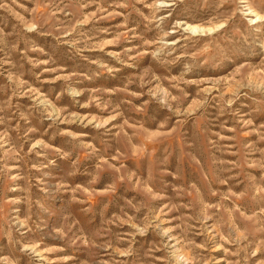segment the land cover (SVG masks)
I'll return each instance as SVG.
<instances>
[{"label":"rangeland","instance_id":"374dc122","mask_svg":"<svg viewBox=\"0 0 264 264\" xmlns=\"http://www.w3.org/2000/svg\"><path fill=\"white\" fill-rule=\"evenodd\" d=\"M0 264H264V0H0Z\"/></svg>","mask_w":264,"mask_h":264},{"label":"bare ground","instance_id":"6f19581e","mask_svg":"<svg viewBox=\"0 0 264 264\" xmlns=\"http://www.w3.org/2000/svg\"><path fill=\"white\" fill-rule=\"evenodd\" d=\"M188 27H190V26H188ZM193 29H195L194 27H192ZM190 29H191V27H190ZM200 29H202V28H200ZM200 31H204V29H202V30H200Z\"/></svg>","mask_w":264,"mask_h":264}]
</instances>
